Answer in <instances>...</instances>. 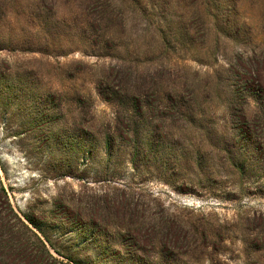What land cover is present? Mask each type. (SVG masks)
Returning <instances> with one entry per match:
<instances>
[{"label":"rangeland","instance_id":"1","mask_svg":"<svg viewBox=\"0 0 264 264\" xmlns=\"http://www.w3.org/2000/svg\"><path fill=\"white\" fill-rule=\"evenodd\" d=\"M153 2L128 20L138 71L182 94L158 109L171 148L148 167L59 145L35 110L48 86L107 130L97 84L118 59L0 51V264H264V0ZM160 217L187 243L152 240Z\"/></svg>","mask_w":264,"mask_h":264},{"label":"trees","instance_id":"2","mask_svg":"<svg viewBox=\"0 0 264 264\" xmlns=\"http://www.w3.org/2000/svg\"><path fill=\"white\" fill-rule=\"evenodd\" d=\"M152 4L155 6L153 0H0V51L49 57L80 53L120 61L97 84L101 98L115 114L107 130L94 124L85 127L89 112L80 98L69 101L58 95L56 99L48 86L38 92L42 104L35 110L49 120L50 139L63 147L72 145L77 152L87 146L90 152L104 148L110 159L124 157L135 170L142 164L146 167L154 164L168 153L171 148L168 142L172 140L160 130L159 123L166 120L158 109L163 111L174 105L171 96L180 99L182 88L156 83L150 71L143 74L138 71L140 46L129 39L127 30L129 18L149 15ZM23 73L31 83L41 84L33 70ZM1 78L4 75L0 74V81ZM76 110L79 113L73 114ZM68 115L77 119L72 117L74 121H70ZM90 119L93 122L92 116ZM223 151L229 158L238 157V152L230 148ZM155 230L157 236L152 240L166 241L174 247L189 239L174 219L160 217ZM201 233L205 239L221 240L215 230L204 229Z\"/></svg>","mask_w":264,"mask_h":264}]
</instances>
